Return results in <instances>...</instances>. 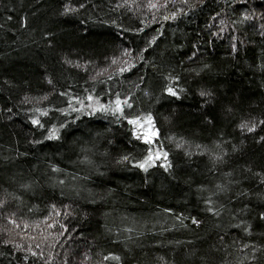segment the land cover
<instances>
[{
    "label": "trees",
    "instance_id": "obj_1",
    "mask_svg": "<svg viewBox=\"0 0 264 264\" xmlns=\"http://www.w3.org/2000/svg\"><path fill=\"white\" fill-rule=\"evenodd\" d=\"M0 264H264V0H0Z\"/></svg>",
    "mask_w": 264,
    "mask_h": 264
},
{
    "label": "rangeland",
    "instance_id": "obj_2",
    "mask_svg": "<svg viewBox=\"0 0 264 264\" xmlns=\"http://www.w3.org/2000/svg\"><path fill=\"white\" fill-rule=\"evenodd\" d=\"M138 134L144 139V140H150L155 136V132L150 125V122H145L137 125Z\"/></svg>",
    "mask_w": 264,
    "mask_h": 264
},
{
    "label": "snow or ice",
    "instance_id": "obj_3",
    "mask_svg": "<svg viewBox=\"0 0 264 264\" xmlns=\"http://www.w3.org/2000/svg\"><path fill=\"white\" fill-rule=\"evenodd\" d=\"M169 92H170L172 95H175V92H172L171 89H169ZM149 119H151V118L149 117ZM34 123H35V121H34ZM130 123H134V121H130ZM145 163H147V161H146ZM140 167H144V165L142 164V165H140Z\"/></svg>",
    "mask_w": 264,
    "mask_h": 264
}]
</instances>
